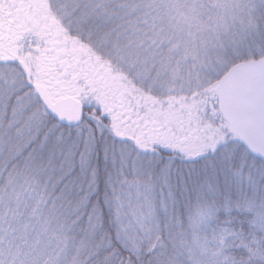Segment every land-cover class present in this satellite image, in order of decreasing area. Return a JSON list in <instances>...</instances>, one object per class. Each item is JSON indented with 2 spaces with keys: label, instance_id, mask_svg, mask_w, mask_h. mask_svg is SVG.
<instances>
[{
  "label": "snow or ice",
  "instance_id": "snow-or-ice-1",
  "mask_svg": "<svg viewBox=\"0 0 264 264\" xmlns=\"http://www.w3.org/2000/svg\"><path fill=\"white\" fill-rule=\"evenodd\" d=\"M0 264H264V0H0Z\"/></svg>",
  "mask_w": 264,
  "mask_h": 264
}]
</instances>
